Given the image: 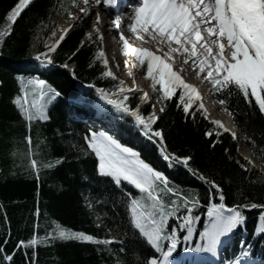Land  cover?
<instances>
[{"label": "snow or ice", "instance_id": "obj_1", "mask_svg": "<svg viewBox=\"0 0 264 264\" xmlns=\"http://www.w3.org/2000/svg\"><path fill=\"white\" fill-rule=\"evenodd\" d=\"M34 2L18 0L6 14L8 24L0 30V45L11 36L17 20ZM72 4L77 10L72 17L76 23L95 12L92 30L67 56L66 62L59 65L75 78L78 66L72 64L69 67V64L86 46L97 41L103 43L99 9L117 8L118 0H92L91 3L90 0H72ZM124 4L128 8L125 13L127 29L141 41V46L134 47L124 32L119 31V14L110 21L109 27L119 32L124 54L131 53L138 65H146L151 91L136 87L135 81L132 87L125 86L122 80L114 86L115 91L98 87L99 79H116L105 51L98 49L87 61V68L95 70V61L104 70L97 82L87 87L98 97L97 116L103 121V126L100 130L88 128L82 136L84 144L81 148V154L91 158L93 179L107 181L114 190L105 199L111 200L117 221L115 227L97 224V229L103 228L105 232V236L100 238L57 225L44 235L45 246L56 242L88 243L102 245L103 249L98 248V251L111 253V246L115 245L119 253L116 264H225V260L220 258L222 246H226L240 230L247 231L249 214L255 213L256 221L250 235L256 239L241 240L239 251H234L226 264H257L250 257L257 239L264 237V195L257 196L239 185L234 195L231 177L226 178L222 170H209L207 174L201 172L193 166V155H180L169 149L165 130L158 121L166 114L169 102L194 123L197 115L208 120L201 82H206L211 92L222 97L221 105L230 106V101L235 98L246 106L248 111L245 115H254L258 110L264 119V0H124ZM72 27L74 25L63 29L52 43H45L46 51L37 52L31 59L42 68L55 64L53 54ZM52 37H55V31ZM177 56L185 66L193 69L197 77L195 82L187 81L184 67H176ZM16 80L18 93L12 103L26 125L24 139L29 145L28 169L39 181L42 168H58L67 160L66 155L47 162L31 158L35 155L31 148L32 126L35 122L51 121L50 106L55 105L62 93L39 75L21 74ZM153 92L159 93L155 101ZM137 94H140L139 103L132 107L130 97ZM86 100V96H79L72 102L83 104ZM99 101H104V104ZM108 105L111 108L106 107ZM146 105H150L152 111L144 114ZM112 110L118 116L109 115ZM121 121L131 124L130 131H135L154 147L163 168L151 161L143 148L138 149L131 144L124 136ZM209 122L216 131H206L204 135L209 138L215 136L210 142L214 149L221 143L222 134L229 129L219 119ZM232 137L236 139L234 133ZM11 147L14 144L9 150ZM223 151L227 160L234 161L240 170L252 172L254 165L247 158H244L246 163H241L231 156L229 149ZM12 155H17V152L13 151ZM176 170L184 171L206 186L204 194L198 189L189 192L176 184L171 176ZM82 179L87 180L88 177L83 176ZM245 180L249 186L257 183L248 177ZM260 186L264 187V184ZM87 206L93 207L91 202ZM34 215L37 221L33 224L32 234L26 240H18L9 250L11 228L4 212V221L9 223V228L0 242V264H15L19 253H23V264H37L36 249L41 245L38 204ZM201 221L202 230L198 228ZM182 245L184 253L192 254L190 261L175 258L174 254ZM260 264H264V260Z\"/></svg>", "mask_w": 264, "mask_h": 264}, {"label": "trees", "instance_id": "obj_2", "mask_svg": "<svg viewBox=\"0 0 264 264\" xmlns=\"http://www.w3.org/2000/svg\"><path fill=\"white\" fill-rule=\"evenodd\" d=\"M17 2L18 0H0V30L7 26L6 14ZM74 9L72 0H35L15 23L11 36L0 45V81L3 82L0 84V205L3 206L0 209V242L8 232L9 223L11 228V242L7 245L9 250L18 240L29 238L33 232V224L37 221L34 213L38 204L40 209L38 235L41 237V245L36 249L37 264H116L119 253L115 245L111 246L113 251L109 253L106 250L98 251V248L103 249L102 245L56 242L45 246L43 241L44 235L57 225L84 231L98 238L104 237L103 228L96 227L99 220L103 225L110 227H115L117 221L111 200L105 199L109 193H114V190L107 181L93 179L91 158L81 154L84 144L82 136L92 126L74 120L69 115L71 108L76 107L72 102L73 98L79 94L76 78L87 84L95 83L104 70L102 65L95 61V70L87 68V61L100 49V42L86 46L71 62L78 66L75 78L63 68L53 66L42 68L37 61L31 59L34 51H46L45 43L50 44L54 39L59 38V23L56 18L68 20L71 17L68 13L72 14ZM94 15L95 12L80 23L74 24L65 41L53 54L55 65L66 62L67 56L85 40V34L92 30ZM53 31L55 37H52ZM121 47H123L122 43ZM142 71L146 76V65H142ZM21 74L39 75L62 93L55 105L50 106L51 121L35 122L32 126L31 148L35 155L31 158L47 162L66 155L67 160L58 168H42L39 181L28 169L29 145L24 139L27 135L26 125L12 103L19 87L16 77ZM118 83L117 78H102L99 79L97 86L115 91L114 86ZM139 95L130 97L132 107L139 103ZM215 95L220 101L222 97ZM97 99L96 93L91 89V96L87 102ZM83 107L92 110L88 105ZM226 107L239 127L245 146L256 159L264 161V119L261 118L258 110L254 115H245L248 111L246 106L235 98L230 101V106ZM151 110L152 107L146 105L144 114L150 113ZM209 121L210 119L205 120L197 115L194 123L191 119H186L169 102L166 114L158 121V125L165 130L169 149L180 155H193V166L201 172L207 174L209 170H222L226 178L230 176L234 195L238 185L257 196L264 195V187L260 186L264 184L263 170L254 166L251 173H245L234 161L227 160L223 151L225 148L229 149L235 160L246 163L239 151L237 139H233L232 133H223L221 143L214 149L210 147V142L215 136L209 138L204 133L210 130L215 132L216 129ZM121 124L127 138L132 140L131 144L135 142L138 149L143 148L144 154L163 168V162L154 147L135 131H130L131 124ZM13 144L14 147L9 150ZM13 151L17 152V155H12ZM83 176H87L88 179H82ZM171 176L176 184L185 187L187 191L198 189L202 195L204 194L206 186H202L198 180L184 171L176 170ZM245 177L257 183L249 186ZM88 198L92 200L96 214L88 208L86 202ZM4 212L7 213L9 223L4 221ZM121 213L123 214L122 210ZM97 217L101 218L97 219ZM248 219L247 231L243 229L242 231L247 233V240L252 241L256 239L250 235L256 214L250 213ZM202 227L203 221L198 225L201 230ZM180 251L184 259L192 258V254L184 253V246ZM234 251H239L238 244L230 245L224 254L231 256ZM252 256L264 257V237L257 239ZM15 264H23V253L17 254Z\"/></svg>", "mask_w": 264, "mask_h": 264}, {"label": "rangeland", "instance_id": "obj_3", "mask_svg": "<svg viewBox=\"0 0 264 264\" xmlns=\"http://www.w3.org/2000/svg\"><path fill=\"white\" fill-rule=\"evenodd\" d=\"M92 2V0H90V3ZM76 9V8H75ZM74 9V10H75ZM73 10V11H74ZM56 20H57V22L59 23V29H60V26L62 25V22H64L65 20H63V19H61V18H59V17H57L56 18ZM120 23H121V28H120V30L119 31H122V32H124V34H125V36H126V38H128L129 39V42L134 46V47H136V46H141V41H139V40H137L136 38H135V35L134 34H132V33H130L129 31H128V29H127V24H125V23H123V22H121L120 21ZM72 25V24H71ZM70 26V25H69ZM60 31H59V35H60ZM112 42V41H111ZM110 41H109V39H107V41H105V39H103V43L101 44L100 43V48H103V50L105 51V54H106V57L109 55V50L110 49H112L113 51H116L115 50V47L113 46V44L111 43ZM111 46V48H110V46ZM108 46V47H107ZM131 54V53H130ZM130 54H128L129 56H130ZM109 59V58H108ZM116 59H118V61L119 60H121L120 59V57L119 56H116V58H115V60ZM176 59H177V65H176V67H184L185 68V65L183 64V62L181 61L180 62V58H179V56H177L176 57ZM72 64L73 63H71V64H69L70 65V67H72ZM116 64H118V63H116ZM109 65H111L112 66V64H111V58L109 59ZM179 65V66H178ZM113 66H117V65H115V64H113ZM128 67H130L129 65L128 66H126V68H128ZM122 69H125L124 67H122ZM112 71H113V73H114V76L119 80V81H124V85L125 86H128V87H132V85H131V80L130 79H126V71H117L118 69L117 68H112L111 69ZM184 75H185V78L187 79V81L188 82H191V80L190 79H196L197 80V77L193 74V69L191 68V67H186L185 68V71H184ZM190 79H189V78ZM150 81L147 79L146 81H145V84H138V85H136V87H139V88H141V89H144V90H149V91H151V88H150ZM208 89H209V87H207ZM208 92V91H207ZM157 95H159V93L158 92H153V100L155 101V98H156V96ZM205 96V98H203V102H204V104H205V106H206V108L208 109V107H207V102L206 101H208L209 99H210V103L211 104H215L216 105V99L214 98V96H213V92H208L207 94H205L204 95ZM100 104H103V101H100ZM225 111L227 110L228 111V109L227 108H224V106H222L220 103H218ZM95 106H96V104H95ZM209 110V109H208ZM152 111V110H151ZM150 111V112H151ZM229 114V113H228ZM228 117H229V119H231L232 117L230 116V115H228ZM209 119H211L210 117H209ZM212 120V119H211ZM231 122H233L234 123V125H235V127H232V126H229L227 123H224L223 122V124H224V126L225 127H229V128H232V129H234V131L235 130H237V127H236V123H235V121L233 120V119H231L230 120V123ZM232 124V123H231ZM239 129V128H238ZM231 130V129H230ZM240 131V130H239ZM235 135H237L236 133H234ZM240 135H241V139H242V134H241V132L239 133V135H237L236 137H237V139H240ZM240 143H242L241 141H238V144L237 145H239L238 146V148H240L239 149V151H240V153L244 156V158H247V160H249V161H251V163L256 167V168H258V169H260V170H263L264 171V161H261V160H258V159H256L255 158V156L252 154V152L247 148V147H245L244 146V144L242 143V146H240ZM243 147H245L244 148V150H242V148ZM244 151V152H243ZM244 236H246V235H244ZM179 251V250H178ZM175 256H176V254H174ZM201 258H203V257H201Z\"/></svg>", "mask_w": 264, "mask_h": 264}, {"label": "bare ground", "instance_id": "obj_4", "mask_svg": "<svg viewBox=\"0 0 264 264\" xmlns=\"http://www.w3.org/2000/svg\"><path fill=\"white\" fill-rule=\"evenodd\" d=\"M76 9L72 12V14H71V17H70V19H68V20H65L64 22H62V25L60 26V32L62 33V31H63V29H65V28H68L69 27V25H71L73 22H74V20H73V16H75L76 15ZM110 46V45H109ZM108 47V46H107ZM111 47V46H110ZM111 50V52H112V49H110ZM109 50V51H110ZM37 51V50H36ZM36 51H34L33 52V54H32V56H34L35 55V52ZM114 54V56L115 57H113V55H112V53H110L109 54V58H111V59H115L116 58V56H119L120 57V59L121 60H119L118 61V59H116L115 60V62L116 63H118L117 65H119V67H117V66H115V68H117L118 70L117 71H126V79H132L131 80V85L133 86V81H135V86L136 85H138V84H145V81L147 80V78L146 77H144L143 76V74H142V72H141V67H140V65H138L137 64V62L135 61V57H134V55H132V54H130V56L129 55H127V56H124L123 57V55H120V54H117V53H113ZM31 56V57H32ZM125 61H127L128 62V64H127V66L129 65L130 67H128V68H126V65H125ZM134 65H136V66H134ZM179 66V65H178ZM122 67H124L125 69H122ZM186 67H190V66H185V68ZM189 78V77H188ZM190 79V78H189ZM76 80H79V79H77L76 78ZM191 80V82H194L193 80L194 79H190ZM81 81V80H80ZM83 82V81H82ZM201 89H202V93H203V95H205V94H207L208 92L206 91L205 92V87L204 86H202L201 85ZM214 96V95H213ZM203 98H205V96L203 97ZM215 98V97H214ZM216 99V98H215ZM207 102V107H208V113H209V117L212 119V120H215V119H219V120H221L222 121V123L224 122V123H227L229 126H232V127H235V125H234V123L233 122H231L230 123V120L231 119H233V118H231V119H229V117H228V115H230V114H228V111L226 110H224L219 104H218V102H217V100H216V105L215 104H211L210 102V99L208 100V101H206ZM232 117V116H231ZM210 119V120H211ZM229 130L231 129V130H233L232 128H229V127H227ZM234 133H236L237 135H239V133H240V131H239V129H237V130H235L234 131ZM237 135H235V136H237ZM237 138V137H236ZM237 141H241L242 143H243V141H242V139H241V135H240V139H237ZM242 143H240V146H242ZM244 144V143H243ZM239 146V145H238ZM244 146H245V144H244ZM246 147V146H245ZM245 147H243L242 148V150H244V148ZM240 149V148H239ZM244 152V151H243ZM244 155V154H243ZM209 258H211V257H209Z\"/></svg>", "mask_w": 264, "mask_h": 264}, {"label": "water", "instance_id": "obj_5", "mask_svg": "<svg viewBox=\"0 0 264 264\" xmlns=\"http://www.w3.org/2000/svg\"><path fill=\"white\" fill-rule=\"evenodd\" d=\"M70 19V18H69ZM76 22L74 21L73 23H72V25H74ZM62 33H60V35H61ZM59 35V36H60ZM70 67V66H69ZM79 83H83L82 81H80V80H77ZM225 108V107H224ZM228 113L230 114V116L232 115L231 114V112L228 110ZM236 127H237V129L239 128L237 125H236ZM230 132L233 134L234 133V129L233 130H230Z\"/></svg>", "mask_w": 264, "mask_h": 264}]
</instances>
